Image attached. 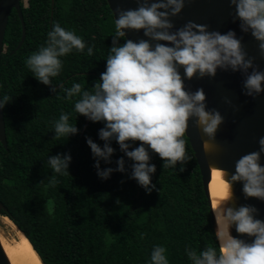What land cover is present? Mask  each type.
<instances>
[{"label": "trees", "instance_id": "obj_1", "mask_svg": "<svg viewBox=\"0 0 264 264\" xmlns=\"http://www.w3.org/2000/svg\"><path fill=\"white\" fill-rule=\"evenodd\" d=\"M20 5L25 39L11 53L21 36L12 9L0 54V98H12L2 108L7 144L0 142V201L6 210L0 215L23 233L42 264H151L156 245L166 249L168 264H191L186 250L219 251L208 196L186 136L183 165L163 168V160L150 152L149 163L156 166L151 192L131 178L133 161L127 157L125 172L114 171L106 180L97 175L86 138L103 146L98 132L104 125L76 113L79 97L68 99L62 89L80 83L92 91L106 70L115 34L107 1L54 0L51 6V0H20ZM55 23L81 37L86 47L61 57L59 75L44 85L26 60L45 45ZM88 47H93L91 56ZM53 86L56 92L50 90ZM61 113L69 114L79 129L67 140L55 138L53 124ZM111 146V163L101 160V169L117 168L124 156L115 141ZM63 153L72 157L69 174H57L52 186L48 158Z\"/></svg>", "mask_w": 264, "mask_h": 264}, {"label": "clouds", "instance_id": "obj_2", "mask_svg": "<svg viewBox=\"0 0 264 264\" xmlns=\"http://www.w3.org/2000/svg\"><path fill=\"white\" fill-rule=\"evenodd\" d=\"M136 2V9L117 10L119 15L115 20L106 70L100 74L99 82L93 84V90H84L80 83L62 90L68 99L79 97L74 104L76 113L104 125L98 132L103 146L86 138L96 158L97 175L106 180L114 171L125 172L124 157H127L133 161L131 178L151 192L155 188L151 174L156 172V166L149 163L150 152L163 160V168L175 167L177 163L183 165L187 159L183 137L189 120L194 118L196 126L208 137L202 142L205 152L213 149L211 141L215 140L224 120L218 110H207L203 88L195 92L185 89V78L191 80L197 74L200 78L215 77L217 69L239 71L246 74L244 94L255 98L264 92V72L254 66V58H246L247 53L235 31L221 34L193 21L173 31L170 17L182 11L185 0ZM230 4L235 8L234 20L240 21L241 31H250L264 53V0H230ZM125 30H142L148 39H127ZM121 40H124L123 44L119 43ZM85 47L81 37L55 23L45 45L26 60V66L40 83L52 85V78L57 77L62 68L60 58L74 49L82 53ZM87 53L91 56L93 47H88ZM180 68H183V77ZM50 90L56 92L54 86ZM11 101L12 98L5 95L0 100V109ZM53 127L58 140H67L79 131L65 113H61ZM113 141L124 156L116 161L117 168L101 169V160L111 163L115 152L111 146ZM258 143L259 151L247 153L236 161L231 180H225V193L214 202L219 251L213 247L199 253L186 250L191 264H264V221L255 218L257 209L250 205L238 209L228 206L232 200L231 187L236 182L243 184L245 198L264 201V166L260 163L264 137ZM136 144L139 146L133 147ZM71 159L68 153L48 158L53 171L50 185L58 183L57 174H69ZM220 174L228 175L224 169ZM233 226L240 236L254 238L252 242L233 237L230 234ZM165 253L163 246H154L151 264H168Z\"/></svg>", "mask_w": 264, "mask_h": 264}, {"label": "water", "instance_id": "obj_3", "mask_svg": "<svg viewBox=\"0 0 264 264\" xmlns=\"http://www.w3.org/2000/svg\"><path fill=\"white\" fill-rule=\"evenodd\" d=\"M112 12L114 22L118 18V9H136V0H106ZM152 0H149L151 3ZM54 0H51L53 6ZM12 9L21 22V36L12 50L13 53L23 43L25 39V24L23 21L20 0H0V54L3 50V38L9 14ZM52 14V11H51ZM235 8L230 4V0H185L182 11L174 17H170L174 24L173 31L184 26L187 22L193 21L196 24L207 25L209 31H219L221 34L229 30L235 31L236 37L241 40L242 48L247 53L246 58H254V66L259 71L264 72V53L259 48V42L251 35V32L244 33L240 29V21L234 20ZM126 38L133 41L148 39L143 31L125 30ZM155 43V42H152ZM163 43V42H161ZM181 76H184L183 68L179 69ZM252 69H249L251 72ZM245 73L232 72L231 69H217L215 77L200 78L199 75L191 80L185 78V89L195 92L203 88L206 95L207 110H218L223 116V123L219 126L215 140L211 141L213 149L205 152L202 142L208 139L202 130L196 126L195 119L189 120V126L185 136L193 150L194 157L200 169L203 187L210 204L212 217L211 222L215 231L217 230L215 216L211 207V197L208 183L210 180L211 168L224 169L228 173L225 180L230 181L231 175L235 171L236 161L243 155L259 151V139L264 137V92L256 95L255 98L245 95L243 83ZM57 85L55 87H58ZM1 100V98H0ZM87 121L85 122V125ZM84 125V126H85ZM0 142L6 147V135L3 118V109H0ZM260 163L264 166V153H261ZM243 184L236 182L232 184V200L229 207L239 208L242 205L254 206L257 209L256 219L264 221V201L256 198H245ZM0 210H6L0 201ZM233 237L243 239L251 243L254 238L240 236L235 226L230 229ZM0 264H10L0 243Z\"/></svg>", "mask_w": 264, "mask_h": 264}, {"label": "bare ground", "instance_id": "obj_4", "mask_svg": "<svg viewBox=\"0 0 264 264\" xmlns=\"http://www.w3.org/2000/svg\"><path fill=\"white\" fill-rule=\"evenodd\" d=\"M208 189L211 197V203H212L211 207L212 210L214 211L213 208L214 202L220 200L226 191L225 177L222 174H220V169L211 168ZM0 220L8 225H11L17 230V234L15 236H12L11 234V236L8 237L0 234V243L9 260V263L10 264H42L37 253L34 251L27 238L23 235V233H21L17 229V227L12 223V221H10V219H8L6 216H2V215L0 216Z\"/></svg>", "mask_w": 264, "mask_h": 264}, {"label": "rangeland", "instance_id": "obj_5", "mask_svg": "<svg viewBox=\"0 0 264 264\" xmlns=\"http://www.w3.org/2000/svg\"><path fill=\"white\" fill-rule=\"evenodd\" d=\"M47 205L50 208L51 203L48 202ZM0 234L4 235V236H8V237L11 236V234H12V236H15L17 234V230L14 227H12L11 225H8V224H6L0 220Z\"/></svg>", "mask_w": 264, "mask_h": 264}]
</instances>
